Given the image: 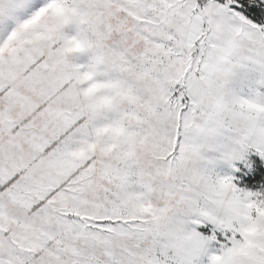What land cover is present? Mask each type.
<instances>
[{"label":"snow or ice","instance_id":"snow-or-ice-1","mask_svg":"<svg viewBox=\"0 0 264 264\" xmlns=\"http://www.w3.org/2000/svg\"><path fill=\"white\" fill-rule=\"evenodd\" d=\"M0 264H264V0H0Z\"/></svg>","mask_w":264,"mask_h":264}]
</instances>
